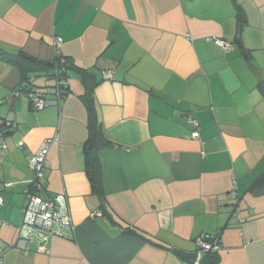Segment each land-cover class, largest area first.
I'll return each instance as SVG.
<instances>
[{"label": "crops", "instance_id": "crops-1", "mask_svg": "<svg viewBox=\"0 0 264 264\" xmlns=\"http://www.w3.org/2000/svg\"><path fill=\"white\" fill-rule=\"evenodd\" d=\"M0 47L63 58L69 84L59 106L51 73L32 75L49 102L35 111L14 95L19 68L0 60L12 125L0 130V264H194L203 234L222 249L202 264H264V188L252 187L264 174V0H0ZM85 95L106 142L102 196L86 171ZM56 135L41 195L66 196L73 227L18 249L29 163Z\"/></svg>", "mask_w": 264, "mask_h": 264}, {"label": "built area", "instance_id": "built-area-1", "mask_svg": "<svg viewBox=\"0 0 264 264\" xmlns=\"http://www.w3.org/2000/svg\"><path fill=\"white\" fill-rule=\"evenodd\" d=\"M215 43L224 51L229 52L234 50L233 43L226 42L221 39L215 40ZM56 49H60L62 42L60 39L54 40ZM65 60L59 59V64L56 66L54 78V91L57 104L66 96L69 89L68 80L65 78L66 64ZM105 79H114L111 72L104 73ZM33 79L27 82L20 89L16 90L14 95L26 96L35 111H42L49 106V102L45 93L34 90L31 86ZM195 131L192 133V138L198 140L200 138L199 123L190 120ZM5 127L11 128L9 122L0 121V130ZM59 141L58 136L45 140L33 157L30 160L29 168L34 174V182L30 188L25 190L27 202L23 211V218L18 229L17 240L15 247L25 249L26 244L37 241L41 245L47 243L51 237L63 238L67 231L73 227L72 218L69 213V205L66 196L60 194H49L48 197H43L41 192L44 190L42 180L45 178V165L47 156L51 147ZM1 149H7L4 139L0 138ZM21 148L23 145L20 146ZM7 187L9 185H6ZM233 195L236 196V188ZM3 201L0 199V205ZM197 257L194 264H201L203 257L206 254H217L222 249L221 239L218 235L203 234L196 239ZM3 258V249L0 243V261Z\"/></svg>", "mask_w": 264, "mask_h": 264}, {"label": "trees", "instance_id": "trees-1", "mask_svg": "<svg viewBox=\"0 0 264 264\" xmlns=\"http://www.w3.org/2000/svg\"><path fill=\"white\" fill-rule=\"evenodd\" d=\"M0 60L17 66L22 74L23 81H25L26 83L32 79V75L40 73H51L50 77L54 80L56 66H58L59 64V59H56L55 62H43L29 57L23 53L16 54L8 52L1 47ZM65 78L67 79V73H65ZM84 98L88 100L87 105L90 120L89 138L85 143L84 148L86 171L91 182L93 192L98 196H102V173L97 159V152L101 146L106 145V142L103 137L102 127L98 120L94 103L91 99H89L88 95H85ZM252 187L258 189L264 188V174L260 178H258L255 183H253ZM215 258L216 260L214 259V262H212L211 264L218 263L217 257Z\"/></svg>", "mask_w": 264, "mask_h": 264}]
</instances>
